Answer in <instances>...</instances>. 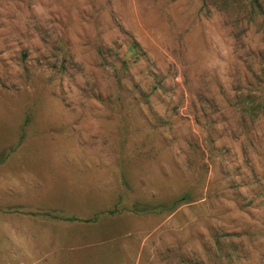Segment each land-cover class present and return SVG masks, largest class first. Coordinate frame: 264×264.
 Here are the masks:
<instances>
[{
    "label": "rangeland",
    "instance_id": "obj_1",
    "mask_svg": "<svg viewBox=\"0 0 264 264\" xmlns=\"http://www.w3.org/2000/svg\"><path fill=\"white\" fill-rule=\"evenodd\" d=\"M263 108L264 0H0V209L69 264H264Z\"/></svg>",
    "mask_w": 264,
    "mask_h": 264
},
{
    "label": "crops",
    "instance_id": "obj_2",
    "mask_svg": "<svg viewBox=\"0 0 264 264\" xmlns=\"http://www.w3.org/2000/svg\"><path fill=\"white\" fill-rule=\"evenodd\" d=\"M24 202L0 209L5 224V252H0V264H69L68 258L75 257L78 250L75 236L70 233L75 219L61 220L42 213L59 210V206L25 209Z\"/></svg>",
    "mask_w": 264,
    "mask_h": 264
},
{
    "label": "trees",
    "instance_id": "obj_3",
    "mask_svg": "<svg viewBox=\"0 0 264 264\" xmlns=\"http://www.w3.org/2000/svg\"><path fill=\"white\" fill-rule=\"evenodd\" d=\"M252 1H255V0H252ZM259 111V109H258V107H249L248 109H247V112H248V115L252 118V119H255V118H257V112ZM263 113H264V108H263ZM152 210V209H151ZM140 211H150V209L149 208H147L146 206H142L141 208H140Z\"/></svg>",
    "mask_w": 264,
    "mask_h": 264
}]
</instances>
